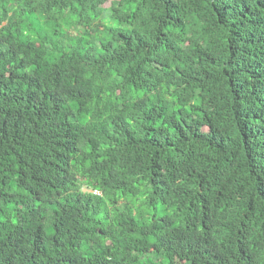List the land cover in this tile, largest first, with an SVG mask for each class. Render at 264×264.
Returning <instances> with one entry per match:
<instances>
[{
	"label": "trees",
	"instance_id": "obj_1",
	"mask_svg": "<svg viewBox=\"0 0 264 264\" xmlns=\"http://www.w3.org/2000/svg\"><path fill=\"white\" fill-rule=\"evenodd\" d=\"M0 264H264V0H0Z\"/></svg>",
	"mask_w": 264,
	"mask_h": 264
}]
</instances>
